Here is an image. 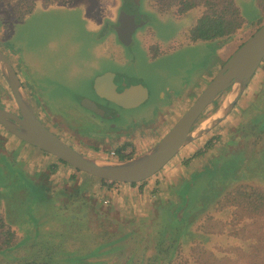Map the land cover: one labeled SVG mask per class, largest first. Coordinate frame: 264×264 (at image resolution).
Segmentation results:
<instances>
[{
	"label": "rangeland",
	"instance_id": "rangeland-1",
	"mask_svg": "<svg viewBox=\"0 0 264 264\" xmlns=\"http://www.w3.org/2000/svg\"><path fill=\"white\" fill-rule=\"evenodd\" d=\"M234 3L250 21L246 23L248 32L255 28L252 27L254 22L256 26L264 22V0H234ZM153 8L149 0H70L63 5L49 6L35 0L27 17L12 21L11 12L0 7V47L12 62H16L17 71L33 85L38 97L47 100L51 109L72 106V112L77 115L79 105L76 98L87 95L90 87L87 85L88 75L105 69L122 70L131 75V81L142 83L149 95L143 107L133 109L132 113L153 120L155 97L152 84L158 81L162 86L161 80L172 82L171 76L177 74L180 78L187 73V86L189 71L204 63L215 49L210 41L179 44L178 30L187 31L195 20L194 12L173 18L171 13H158ZM119 10L140 12L141 19L146 22L132 35L131 45L125 47H120L113 31ZM145 28L151 30L146 39L148 45L172 43L176 47L167 52L154 49V57L148 59L135 38L136 33ZM218 41L219 44L224 42ZM114 56L125 59L124 65L111 62ZM260 65L253 72L249 87L256 78H261L264 58ZM225 94L224 91L214 105L207 107L194 126L217 108ZM246 94L243 92L240 102ZM189 104L188 100L182 109ZM0 107L17 112L1 74ZM182 109L176 112L181 114ZM246 116L244 113L242 118ZM47 127L84 154L118 159L109 157L111 150H90L76 142L74 138L78 139V135L72 127L55 124ZM74 128L82 133L96 131L83 125ZM161 136H149L148 140L139 136L144 142H139L140 148H134V155L150 147ZM201 136L185 144L163 167L180 173L184 169L182 160L194 152ZM81 138L92 141L83 134ZM248 139L249 145L244 144L247 149L239 156V164L227 168L226 176L213 177L212 167L208 179L198 178L192 185L184 183L180 199L185 201L187 197V202L180 207L172 203L166 208H156V205L152 211L150 203L139 202L134 214L127 208L128 212L124 213L108 214L101 210V213H93L95 219L91 212L76 211L77 207L74 209L70 202L69 206L60 205L61 199L55 195L50 197L40 189L37 192L25 189L18 176L23 165L15 157L20 154L22 146L36 149L0 125V215L15 232L12 245L0 251V264H264V207L252 210L246 203L231 199L229 195L240 187L264 193V131L256 136L250 135ZM165 169L158 173L162 175ZM4 170L8 173L3 177ZM69 195L75 202L87 197L97 203L93 194L86 196L78 191ZM42 199H50L54 205L43 207L39 205Z\"/></svg>",
	"mask_w": 264,
	"mask_h": 264
},
{
	"label": "flooded vegetation",
	"instance_id": "flooded-vegetation-1",
	"mask_svg": "<svg viewBox=\"0 0 264 264\" xmlns=\"http://www.w3.org/2000/svg\"><path fill=\"white\" fill-rule=\"evenodd\" d=\"M131 14L135 17V22H141L142 24L134 28V30L130 34V40L127 44H123L120 42L115 29L113 28L114 35L120 47L131 45L132 35L139 27L143 26L146 23L141 19L142 14L140 12ZM11 20L21 21L15 20L14 17ZM253 24H255V22ZM115 26L116 21L114 27ZM150 32L151 30L149 28H145L143 31L137 32L135 35L137 43L141 46L148 59L154 57V49L156 50V52L160 50L163 52H167V50L176 47V45H172V43H168L162 46H158L157 44H155L154 46L148 45L146 39L150 37ZM179 44L184 43H181L180 40ZM212 44L214 45L215 49L218 47L217 45H219L218 42H212ZM215 49L204 63L195 66L197 71H195L196 75L194 80V87L200 90L197 91V94L190 93L184 95L182 91L180 93L178 92L175 101L177 105H187L188 100L191 103L201 91V86L206 84L211 79L217 68L227 59H222L217 56ZM0 50L4 52L1 47ZM4 53L18 77L20 85L25 92L26 98L36 118L46 128H48L47 125L49 126L53 124L58 126L72 127L73 131L77 132L76 134L78 135V139L74 138L75 141L80 142L81 145L87 147L90 150L105 152L106 150H104L103 147H105L107 143L115 140L124 144L127 143L129 149L126 155H133L136 152L134 151L133 153V150L137 147V144L136 142H134L133 144L130 142L132 140L140 139L141 137L139 136H142V138L145 139L148 135V133L145 131L146 128L150 129L149 133H151L152 136H157L156 134H158L157 129L159 128V125H157L156 122L160 124L166 120V118H160L159 116L166 112V109L164 110L165 107L171 106L173 104L172 102H168V104L165 103L161 105H155V107L153 108V120H150L148 116L144 118L137 117V113H132V110H140V108L143 107L144 102L149 99L148 91L146 90V88H144L142 83L136 80L131 81V75H128L122 70L112 71L110 69H105L101 72L95 73V75H93V77L89 79L87 85H89L90 87H88L86 91L87 95L83 94L82 96L76 98V102L79 105V108H77V115H75L76 112H72V106H67V108H64L62 110L51 109L48 105L47 100L44 97H38L39 94H36L35 90L32 89V85H30V82H26L24 77L17 71L15 66L16 62H12V60L9 58L10 56L6 52ZM111 58L112 57H109V59ZM112 59L111 62H114L115 64L118 63L124 65L123 63L126 62L125 59L119 56H114V58ZM260 64L258 65V67L261 66ZM261 72V78H256L254 84L249 87L248 84L250 80H252L254 73L251 75L244 88L245 91L243 90L241 92L240 96L237 98L224 118H222L218 123H216L199 138L200 141H198L197 147L194 152L182 160L183 166H187V164L193 158L207 155L208 160L211 161V164L214 167L213 177H217L224 175L226 176L227 168H235V165L239 164V156H242L245 153L247 147L244 144L247 143L249 145L250 140L248 138L250 137V135L256 136L259 135L261 131H264V67ZM184 76L180 77V81L185 78ZM243 92L250 94L249 96L248 94L245 95V99L248 96L247 102H245V99L240 102L241 96L243 97ZM223 93L224 92H222L221 94ZM193 94H196V96H193ZM215 100L203 109L197 121H199L205 111L208 110L207 107L209 105L211 106L215 104ZM153 102L156 104L154 100ZM150 108L152 109L151 104ZM212 108L213 107H211L210 109ZM235 112L237 113L234 115ZM14 113L17 112L15 111ZM244 113H246L247 115L245 119L242 118V115ZM79 115L83 117H80ZM236 116H238L237 120ZM229 117H231L232 119H230ZM138 121L142 123L138 124ZM79 125H83L86 127L89 126L96 131H91L89 133L78 132V129L75 130L74 126H78L79 128ZM51 132L60 138V136L55 132ZM82 134L92 141L83 140L81 138ZM120 151L121 150L118 149L115 150L116 158L121 156ZM208 172L209 171L205 169L200 171L199 177L194 178V181L198 180V178H202L203 180L205 178L208 179ZM4 173L7 174L8 171L4 170ZM185 184L190 185L191 182L186 181Z\"/></svg>",
	"mask_w": 264,
	"mask_h": 264
},
{
	"label": "water",
	"instance_id": "water-1",
	"mask_svg": "<svg viewBox=\"0 0 264 264\" xmlns=\"http://www.w3.org/2000/svg\"><path fill=\"white\" fill-rule=\"evenodd\" d=\"M119 10L114 27L121 43L141 22ZM264 58V22L219 66L189 106L150 147L122 159H105L84 154L65 143L35 116L10 62L0 50L2 75L17 107V113L0 107V125L18 140L47 153L79 172L105 182L137 183L158 172L185 144L198 138L230 110L249 78ZM223 91L226 96L217 108L194 126L203 109ZM229 97V98H228Z\"/></svg>",
	"mask_w": 264,
	"mask_h": 264
},
{
	"label": "crops",
	"instance_id": "crops-1",
	"mask_svg": "<svg viewBox=\"0 0 264 264\" xmlns=\"http://www.w3.org/2000/svg\"><path fill=\"white\" fill-rule=\"evenodd\" d=\"M153 9L155 10V8ZM242 16L246 18L243 14ZM174 17L175 16H173V18ZM255 18H258V16H255ZM252 27H256V24H253ZM178 33L179 35L178 34L177 35L179 36V38H181L180 39L181 43H184L186 45L190 43V41H188L185 37L186 31L178 30ZM248 34H249L248 29L246 28H244V30L239 29L234 35L225 38L224 40L222 39V41H224L223 43L219 44L218 40H214L210 42H218L219 45H217L218 47L215 49V52L217 56H219L220 58L226 59L236 49L239 43L248 37ZM199 42H204V41H195V42H191L190 44L194 45V44H198ZM195 71H197L196 68L192 71H189L188 74L190 76L189 77L190 83L187 86L185 85L187 73L184 76L185 78L181 81L178 75L175 74L170 78L172 82L166 83L163 82V80H161L162 86L158 85V81H155L152 84V86H154L152 88V93L153 96L156 98L155 105H161L165 103L168 104V102L173 103L171 106L165 107L164 110L166 109L165 110L166 112H164L162 115L159 116L160 118H166V120L160 124L156 122V124L159 125V128L157 129L158 134L156 135L158 136L160 134L163 135L180 114L177 113L176 111L184 108L182 104L177 105V103L175 102L176 95L178 94V92L180 93L182 91V93L185 95L190 93H197V91L200 90L194 87V80L196 75ZM93 75H95V73L88 75L89 79L92 78ZM35 85H37L36 87H38V84ZM204 85H202L201 88H203ZM177 88H179V90ZM23 93L25 94L24 90ZM145 131L148 133V135L146 136V139L148 140L147 137L152 136V134L149 133L150 129L146 128ZM134 142H136L137 144L136 146L140 148L141 143L139 142H144V139L140 138L138 140H132L130 143L133 144ZM122 144L124 143L117 142L114 140L107 143V145L103 147V149L109 151L112 150L111 148H114L116 150ZM17 146L19 147V145ZM31 147L36 149L37 151L32 150L29 147L22 146L21 149H19L20 154L18 153V155L15 157L23 165L22 168L21 167L19 168L20 174H18V176L20 175L19 177L22 180V183L24 184L22 186H25L24 187L25 189L29 188V190H31L32 192L34 191L37 192V190L40 189L42 190L41 192H43V194L46 193V195H49L50 197H52V195H55L58 199H61L60 205L69 206V202H70L71 203L70 206H72L74 209L75 207H77L76 211L81 209L82 211L86 210L87 213L91 212V214L101 213V210H103L104 212L106 211L108 214L117 213V212L124 213L128 211H130L131 214H134L136 211H138V209L135 208H139L138 207L139 202L150 203L149 206L152 207V211L154 210V207L156 205H157L156 208H158V206L166 208V206H169L171 203L178 208L182 204L181 202L182 200L180 199V196H182L184 183L186 181L193 183L194 178L199 177L200 171L204 169L209 171L213 167L211 161L208 160L207 155L206 156L204 155L198 158L191 159L190 162L187 164V166H184V169L180 170V173L172 171L171 169H169V167H163L166 169L164 173H161L162 175H160L158 171L154 175L150 176L149 177L150 179L148 178L141 182H137L134 184L122 183V182H115L113 184H108V183L100 182L99 179H90L88 177H85L79 174L83 172L76 171L75 169L59 161L55 157L47 153H44L33 146ZM124 148L127 149L125 153H121V155H123L126 158L127 157L126 153L129 149L127 143ZM42 173L44 174V176L41 175ZM70 182H75L76 184L72 185L70 184ZM78 191L81 192L82 195H86V196H88L89 194H93L95 198H97L96 199L97 203L91 202V198H87V197L85 198L81 197L79 201L75 202V200L71 198L72 195L69 194L70 193L72 194V192L77 193ZM42 200H44V202ZM42 200L39 205L43 207L54 205L50 201V199L49 200L42 199ZM99 200L101 202H99ZM126 208L128 209V211ZM142 210H144V208H142ZM95 214H93L94 218L97 219Z\"/></svg>",
	"mask_w": 264,
	"mask_h": 264
},
{
	"label": "trees",
	"instance_id": "trees-1",
	"mask_svg": "<svg viewBox=\"0 0 264 264\" xmlns=\"http://www.w3.org/2000/svg\"><path fill=\"white\" fill-rule=\"evenodd\" d=\"M40 1L45 6H49L66 4L70 0ZM150 3L157 12L171 13L175 17L183 16L188 12H194L195 20L185 33L186 39L190 42L214 41L228 38L234 35L239 29L246 28V23L249 22L242 16V12L235 5L234 0H150ZM34 6L35 0H0V7L7 8L14 16L15 20H21L27 16ZM259 25L260 23L249 32L248 36L251 35ZM243 41H241L239 45ZM125 145L126 144H122L118 149H123ZM122 158L125 157L123 155L118 157V159ZM4 174L3 172V177ZM99 181L108 184L115 183L105 182L100 179ZM229 195L231 199L246 203L252 210L260 206L264 207V193L254 189H244L240 187L236 188ZM186 198L185 201L182 199V204L187 202ZM14 236V230L0 215V251L12 245L11 243Z\"/></svg>",
	"mask_w": 264,
	"mask_h": 264
},
{
	"label": "built area",
	"instance_id": "built-area-1",
	"mask_svg": "<svg viewBox=\"0 0 264 264\" xmlns=\"http://www.w3.org/2000/svg\"><path fill=\"white\" fill-rule=\"evenodd\" d=\"M126 149H127V148H123L120 152H121V153H125ZM108 155H109L110 158H116V157H115V150H111V151H109V152H108Z\"/></svg>",
	"mask_w": 264,
	"mask_h": 264
},
{
	"label": "bare ground",
	"instance_id": "bare-ground-1",
	"mask_svg": "<svg viewBox=\"0 0 264 264\" xmlns=\"http://www.w3.org/2000/svg\"><path fill=\"white\" fill-rule=\"evenodd\" d=\"M223 92H224V91H223ZM225 96H226V94H225ZM225 96H224V98H225ZM224 98H223V99H224ZM228 98H229V97H228Z\"/></svg>",
	"mask_w": 264,
	"mask_h": 264
}]
</instances>
